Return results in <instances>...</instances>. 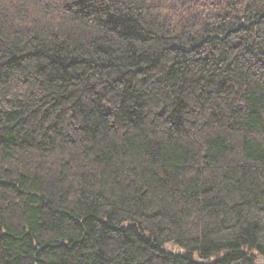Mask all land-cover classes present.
<instances>
[{"label": "trees", "instance_id": "trees-1", "mask_svg": "<svg viewBox=\"0 0 264 264\" xmlns=\"http://www.w3.org/2000/svg\"><path fill=\"white\" fill-rule=\"evenodd\" d=\"M0 264H264V0H0Z\"/></svg>", "mask_w": 264, "mask_h": 264}, {"label": "water", "instance_id": "water-1", "mask_svg": "<svg viewBox=\"0 0 264 264\" xmlns=\"http://www.w3.org/2000/svg\"><path fill=\"white\" fill-rule=\"evenodd\" d=\"M198 263H201V261H198Z\"/></svg>", "mask_w": 264, "mask_h": 264}]
</instances>
